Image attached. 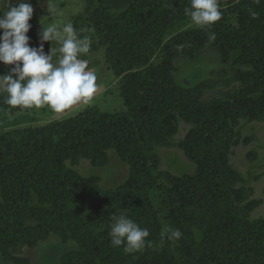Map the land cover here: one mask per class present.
I'll return each mask as SVG.
<instances>
[{"label": "trees", "instance_id": "obj_1", "mask_svg": "<svg viewBox=\"0 0 264 264\" xmlns=\"http://www.w3.org/2000/svg\"><path fill=\"white\" fill-rule=\"evenodd\" d=\"M81 1L86 17L73 25L99 39L126 108H90L68 121L0 131V256L31 264L11 250L57 235L77 247L57 264H264V218L249 219L253 191L239 186L229 163L240 122L264 121V0H219V21L170 38L168 26L188 17L191 0ZM29 23L30 42L40 43L38 19ZM208 32L216 34L214 42ZM49 47L44 42L45 52ZM209 47L224 64L238 54L215 79L178 86L170 60ZM159 49L165 56L155 67L150 62ZM208 92L213 95L203 99ZM4 99L0 104L10 107ZM181 122L189 130L176 141ZM158 147L181 149L194 173L180 178L159 171ZM109 150L130 170L115 190L66 165L103 166ZM32 193L41 207L30 205ZM121 210L149 230L153 247L126 253L111 246L110 217ZM163 222L183 233L179 241L161 243Z\"/></svg>", "mask_w": 264, "mask_h": 264}, {"label": "rangeland", "instance_id": "obj_2", "mask_svg": "<svg viewBox=\"0 0 264 264\" xmlns=\"http://www.w3.org/2000/svg\"><path fill=\"white\" fill-rule=\"evenodd\" d=\"M236 2L240 0H235ZM16 2V0H13ZM34 8L33 15L38 19L41 30L42 24L47 26L53 22H71L78 18L86 17L84 12V4L81 0H57L59 6L64 9L63 17H46V4L37 3V0H31ZM45 17V18H44ZM190 17L177 20L171 23L166 30V38H170L176 34L186 30L196 29ZM81 36L87 35L91 37V50L88 56L82 57L89 60V69L96 73L97 91L92 100L88 103L80 102L74 104L62 113H56L48 107L39 109H25L5 107L0 104V131L22 130L27 128L44 127L54 121H68L74 116L82 113L90 108H96L101 112L113 113L125 110L123 98L120 96V84L118 78L114 77L109 65L105 60L104 48L99 45V39L95 37L92 31L89 34L81 33ZM30 47H39L40 43L29 41ZM59 48L57 42H50V47ZM46 52V53H48ZM237 52L231 54L228 63L222 62L220 52L213 47L206 48L202 52L196 54L193 58H172L170 64L172 66V75L178 86L189 88L197 85L203 80L214 77L215 73L222 68H230ZM164 53L161 49L156 51L151 64L153 66L161 65ZM57 52L54 58H58ZM12 65H4L0 62V75L6 74ZM250 67H242V69ZM212 92L204 95L203 99L210 98ZM189 126L184 123L179 124V130L175 136V140L186 135ZM235 138L238 144L231 149L229 155V163L238 173L240 182L239 186L251 188L253 194L251 200L256 203L252 212L249 214L250 220L264 218V121L249 122L242 120L235 130ZM155 153L160 157L159 171L167 172L176 177H184L191 175L195 171V165L186 159L181 149L177 147L155 148ZM107 163L100 167L92 166L86 160H79L75 165H66L77 171L82 177H95L98 179V185L103 190H115L122 186L129 178V166L120 160L119 155L114 150L107 152ZM30 205L34 208L41 207L37 201V195L31 194ZM73 208L74 205H69ZM168 225L163 222V227ZM77 249L76 245L69 241L63 243L57 235H51L47 240L39 242L35 247L28 248L26 246H16L11 250L12 255L16 257L26 258L31 264H57L60 256L70 250ZM0 264H14L5 261L0 256Z\"/></svg>", "mask_w": 264, "mask_h": 264}, {"label": "clouds", "instance_id": "obj_3", "mask_svg": "<svg viewBox=\"0 0 264 264\" xmlns=\"http://www.w3.org/2000/svg\"><path fill=\"white\" fill-rule=\"evenodd\" d=\"M43 3L48 13L46 17L65 15L57 0H43ZM184 11L191 22L201 28H209L222 18L219 0H191L190 7ZM33 13L31 0H0V62L13 66L0 75V95H5L4 103L21 110L46 106L62 113L74 104L90 102L98 88V77L89 69V60L82 57L90 53L91 37L81 36L71 22H53L47 26L41 23L40 46L30 47L27 33ZM215 39L216 34L208 32L209 42ZM49 41L57 42L59 48L51 47L46 53L44 42ZM57 52L59 57L54 58ZM109 227L112 247L123 246L126 253L153 247V242L147 239L149 230L130 218L126 210L113 213ZM182 236L178 228L170 225H165L160 232L161 243L179 241Z\"/></svg>", "mask_w": 264, "mask_h": 264}]
</instances>
